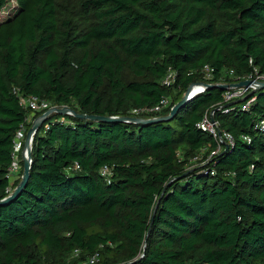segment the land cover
I'll use <instances>...</instances> for the list:
<instances>
[{
    "label": "trees",
    "instance_id": "obj_1",
    "mask_svg": "<svg viewBox=\"0 0 264 264\" xmlns=\"http://www.w3.org/2000/svg\"><path fill=\"white\" fill-rule=\"evenodd\" d=\"M14 1L0 20V200L23 173L21 156L9 177L17 131L46 111L25 108L21 96L151 119L202 82L205 65L213 72L166 120L47 115L25 184L0 204V264H78L95 253L94 264H264V131L255 127L264 87L215 110L235 142L206 162L216 143L197 126L223 100L216 84L253 68L264 75V0ZM162 97L170 105L160 112L131 114Z\"/></svg>",
    "mask_w": 264,
    "mask_h": 264
},
{
    "label": "built area",
    "instance_id": "obj_2",
    "mask_svg": "<svg viewBox=\"0 0 264 264\" xmlns=\"http://www.w3.org/2000/svg\"><path fill=\"white\" fill-rule=\"evenodd\" d=\"M213 69L205 65L203 67V81L192 83L191 90L195 89L194 95L203 92L206 89V80L212 77ZM230 74L232 71L229 72ZM176 79V72L169 68L167 70L166 75L162 79V84L164 85H171L175 82ZM242 80H250V83L247 86H231L227 87L223 93V100L221 103L217 105L216 108L206 111L202 117V119L197 123V126L202 129L203 131H207L212 135V137L215 140V147L209 152V154L206 157V161H209L210 158L216 156L221 151L227 149L230 146L234 145V137L232 134L226 130L220 129L218 122L214 119V113L215 110L221 109L223 107L224 102H230L232 100L236 99H242L245 97L249 91L255 90L258 87H260V82L264 81V75L259 74L257 72V68H253V70L248 73L245 76L240 77V80L234 81L239 82ZM193 95V96H194ZM254 100V97L250 98L249 100H246L241 104V109H248L250 102ZM169 99L166 97H162L155 105L151 107H141V108H133L131 110L132 115H140V114H153L158 113L164 108H167L169 106ZM20 104L24 106L25 108L30 109L31 111H39V110H47L51 106L49 103L43 99H39L37 96L29 95V96H21L20 97ZM33 117L28 120V122H33ZM255 127L258 128L260 131H264V120H260L257 124H255ZM26 136V127L21 126V128L17 131L15 136V143H14V153H13V162L11 163V166L9 168V177L12 180L15 176V171L19 168V153L22 151V156H26V151L24 149V139ZM243 140L249 142L250 137L248 135H242L241 136ZM101 172L103 175H108V169L106 167H103L101 169ZM211 171V173H213ZM98 259L97 253L87 257L86 259L80 261L78 264H94Z\"/></svg>",
    "mask_w": 264,
    "mask_h": 264
},
{
    "label": "water",
    "instance_id": "obj_3",
    "mask_svg": "<svg viewBox=\"0 0 264 264\" xmlns=\"http://www.w3.org/2000/svg\"><path fill=\"white\" fill-rule=\"evenodd\" d=\"M249 83H250V80H242L240 82H235V83H231V84H216V86H218L219 88L225 89V88L231 87V86H247ZM260 84H262V86L264 87V81L260 82ZM192 85H189L188 89L184 93L181 100L178 101L177 103H175L170 108V112L167 115L157 117V118H151V119H143V118H136V117H124V116L115 117V116L87 115L84 113H77V112H75V110L70 109L69 107H66V106H62V107L52 106V107H50L49 109L44 111L39 117L35 118L31 124V126L29 127V129L26 131V136L24 139V149L26 151V156H24V155L22 156L23 173L21 176V180L9 196L0 200V204L5 203L6 201H8L12 197H14L17 194V192L25 184V181L27 180V177H28L29 168H30L31 159H32L31 141L34 137L36 130L39 128L40 124L45 120L46 116L49 115L51 112H57L59 114H66L67 113V114H72V115H74L76 117H80V118L101 119V120H106V121H108V120L124 121L125 120V121H134V122H146V121H155V120H166V119L171 118L172 115L177 111V109H179L190 97H192L194 95V94L190 95V93L192 91L191 90Z\"/></svg>",
    "mask_w": 264,
    "mask_h": 264
},
{
    "label": "rangeland",
    "instance_id": "obj_4",
    "mask_svg": "<svg viewBox=\"0 0 264 264\" xmlns=\"http://www.w3.org/2000/svg\"><path fill=\"white\" fill-rule=\"evenodd\" d=\"M15 5H16V3H15L14 0H7L6 4L0 10V20H4L6 17H8L14 11V6ZM169 105H170V103H169ZM31 124H32V122H31ZM31 144H32V141H31ZM206 151H207L206 149H203V150L199 151V153H197V155L192 158V160L190 162L189 169H194L195 167H198V165L200 163H202V158H203L202 156H204L206 154ZM21 156H22V151H20V153H19V158L20 159H21ZM19 170H20V167L15 171V173H14L15 176L14 177L17 176V174L19 173ZM76 254L77 253H74L73 255H71L69 257L70 258L69 262H71V263H78L79 262V261H75L74 262L72 260L74 257H77Z\"/></svg>",
    "mask_w": 264,
    "mask_h": 264
},
{
    "label": "bare ground",
    "instance_id": "obj_5",
    "mask_svg": "<svg viewBox=\"0 0 264 264\" xmlns=\"http://www.w3.org/2000/svg\"><path fill=\"white\" fill-rule=\"evenodd\" d=\"M194 92H195V89L191 91L190 95L194 94Z\"/></svg>",
    "mask_w": 264,
    "mask_h": 264
}]
</instances>
